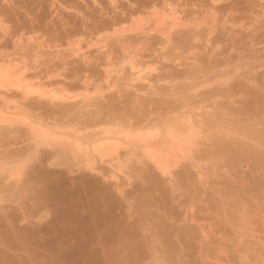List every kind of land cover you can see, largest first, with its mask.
I'll return each instance as SVG.
<instances>
[{
  "label": "rangeland",
  "instance_id": "rangeland-1",
  "mask_svg": "<svg viewBox=\"0 0 264 264\" xmlns=\"http://www.w3.org/2000/svg\"><path fill=\"white\" fill-rule=\"evenodd\" d=\"M0 1V65L57 87L13 99L59 134L0 123V264L263 263L264 0ZM107 130L154 143L77 151Z\"/></svg>",
  "mask_w": 264,
  "mask_h": 264
},
{
  "label": "bare ground",
  "instance_id": "bare-ground-1",
  "mask_svg": "<svg viewBox=\"0 0 264 264\" xmlns=\"http://www.w3.org/2000/svg\"><path fill=\"white\" fill-rule=\"evenodd\" d=\"M2 1L3 2H7L8 0H5V1L2 0ZM56 5H57V3H56ZM167 11H169V10L166 9V10H164L161 13L158 12L157 14H155L154 21H155L156 25H158L160 27L164 23H166L168 21H171L174 18V20H173L174 21V24L179 26L181 24V22L179 21L180 18H176V16H173L176 13L175 14H173L174 12H172V13H166ZM176 12H177V10H176ZM1 29H3V28H1ZM131 30L134 33H140V34H142V33L145 34V32L151 31L150 28H149V26L148 27H145V25L144 26L141 25L139 27H135V28L129 29V31H131ZM127 32L128 31H125V33H127ZM122 35H124V34H120L119 33V36L118 37H120ZM27 38L28 37H26V39ZM34 38H36V37H34ZM165 38H167V37H165ZM24 39L20 38V39L17 40V42L14 41L15 42V45L14 46L15 47H18L20 45V43H24V42L25 43H28L27 41H29V40H26L25 39L26 40L25 41ZM169 40L170 39H166V40H164V42L168 43ZM39 42L40 41H38V43H37L35 41L33 43L37 44V46L39 45V48L40 47H43L44 44L43 43H39ZM105 42L106 41L104 40V41H102V42L99 43L98 46H99L100 49H102L103 47H106L107 46L106 44H108V43L106 42V44H105ZM73 46L74 45L72 44L71 49L70 48L69 49L72 50V53L73 54L75 52L74 55H76V53L78 54L76 56H81V54H83L82 56L85 55V52H82V47H80L79 45H76V48H74L75 46L74 47ZM94 46H97V45H94ZM86 47H84L85 48L84 51H86ZM164 47L165 46H163L162 48L159 47L160 49H158V50H161L162 51L161 53H163V49H165ZM57 48L60 49L59 47H57ZM72 48H74V49H72ZM41 49L43 50V48H41ZM89 50H91V49L89 48ZM165 50H167V47H166ZM88 51H86V52H88ZM58 52H61V50H59ZM8 55H11V54H8ZM8 55H6V54H3L2 56L0 55L1 56L0 61L3 60L5 57H9ZM160 57H163V56H160ZM21 68L22 67L17 66V64H14V65H11V66H1L0 65V123H6V124L8 123L9 125L11 123H14V122L15 123L16 122L23 123L26 126H28L30 129H32V131L34 133L33 134L34 135V138H36V139H39V138H37L38 136L39 137H42V138H44V137L45 138L46 137H49L50 138V137H54V135H59L57 132H56L57 134H55V132H54V134H52L53 133L52 132L53 129L49 127L50 130H48L47 124L44 125L45 123L41 120V118H39L36 115H33V113H30V112L25 111L23 109V107L21 106L22 104L20 102H17V103H20V104H17L15 102L16 100L14 101L13 97L16 96V95L18 96L19 94H21L20 96H21L22 99H28V97H30V96L32 97L33 95L45 96V97L46 96L47 97L49 96L52 99H55V100L57 99L55 97V88H57V87H55V88L52 87V89L50 88V90L49 89L47 90V88L44 86V84H45L44 81L38 80V79H40L39 77H38L37 80L36 79H28L24 75V72H25L24 69H21ZM110 73H111V71H110ZM20 96H18V97L20 98ZM58 98H59V96H58ZM62 98H63V96H62ZM40 130H42V131H40ZM53 131H55V130H53ZM117 131L116 132L115 131H112V132H115V134L112 133V132H110L109 130H107V132L103 131L104 134L103 133H99V134L96 135L97 137H94L93 136V137H87V138H85L83 136L84 138L82 137V139H85L83 141H81L80 139H78L79 137H77V141H76L77 143H75V147H76L77 151L84 153L85 154L84 156H86V157L87 156H89V157L90 156H93V157H97V158L99 157L101 159V161H104V158L106 157L107 158L106 160L109 161V159H110L112 161L113 155L119 150V147H121L123 145H125V146H134L135 147V146H138V145H140V146H143V145H146L147 146V145H149L150 146L151 144L154 143L153 140H150L149 138L142 137L143 135L138 136L139 134H136L137 136L136 135L133 136V134H131L132 136H129V134L128 135L121 134V133L116 134ZM187 131H189V130H187ZM120 132H121V130H120ZM162 135L163 134H161V136ZM167 135H169V134H167ZM167 135H166V138L167 139L157 140L158 142L161 141L162 144H163L162 146H160L161 149H159V150L164 151L163 152V155H165V154L167 155V159H166L167 161L168 160L171 161L172 158H175V160H176L177 158H179L181 156V153L183 154V152L186 151L189 148V146L191 144H189V141H187V140L189 138H192L193 135L191 137V135H188V133L185 134V135H188V137H186V140L183 139V137L181 136V133L178 134V135H174V134L173 135H170L171 136L170 139H168ZM60 136H57V138L55 137V139H58V137H60ZM164 136L165 135H163V137ZM61 137H63V136H61ZM88 138H90V139H88ZM152 139H153V137H152ZM58 141H59V139H58ZM162 151H161V153H162ZM187 152H189V151H187ZM150 153L152 155L153 153L156 154L157 152L150 151ZM114 156H117V155H114ZM152 157H154V159H156L157 161L159 160V157H157V158H155V156H152ZM241 157H242V155H241ZM178 161H176V162H178ZM14 172H15V170H14ZM14 172H10L9 171V176L10 177H15L16 176V173H14ZM263 200H264V198H263ZM256 210L259 211V209H256ZM256 216H259V215H256ZM257 219H259L258 220L259 222H261V221L263 222V225H262L263 227H261L260 230L257 227L255 229V231L256 232L258 231V233L257 234H252V236L256 240V243H259L260 242V241H257V239H259V240L261 239V241H262V243L264 245V209L261 211L260 218H257ZM235 220H236V218H235ZM251 222L252 221H250V223ZM254 225H255V222H254ZM263 253H264V249H263ZM262 261H263V263L261 262V264H264V259H262ZM258 262H259V259H258Z\"/></svg>",
  "mask_w": 264,
  "mask_h": 264
}]
</instances>
